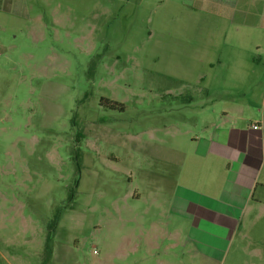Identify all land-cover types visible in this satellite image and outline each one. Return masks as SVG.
Listing matches in <instances>:
<instances>
[{"label": "rangeland", "instance_id": "rangeland-1", "mask_svg": "<svg viewBox=\"0 0 264 264\" xmlns=\"http://www.w3.org/2000/svg\"><path fill=\"white\" fill-rule=\"evenodd\" d=\"M236 12L224 0L0 12V264H45L47 245L49 264H264V188L237 231L210 239L214 259L175 202L180 162L225 105L250 107L245 128L263 111L264 26Z\"/></svg>", "mask_w": 264, "mask_h": 264}, {"label": "crops", "instance_id": "crops-1", "mask_svg": "<svg viewBox=\"0 0 264 264\" xmlns=\"http://www.w3.org/2000/svg\"><path fill=\"white\" fill-rule=\"evenodd\" d=\"M224 4L237 10L234 22L238 18L247 26H264V0H224ZM28 8L29 0H0V12L21 16ZM258 63L264 64L263 58ZM262 107L261 117L245 128L238 120L250 107L237 101L225 105L179 164L177 211L192 228L190 241L203 247L202 253L209 259H214L210 251L215 250L210 239L224 240L237 231L238 212H246L264 188V103ZM129 255L137 257L138 249ZM141 256L147 260L153 253L146 249Z\"/></svg>", "mask_w": 264, "mask_h": 264}, {"label": "trees", "instance_id": "trees-1", "mask_svg": "<svg viewBox=\"0 0 264 264\" xmlns=\"http://www.w3.org/2000/svg\"><path fill=\"white\" fill-rule=\"evenodd\" d=\"M59 219H60V215H58L56 217V219L54 220V223L53 225H51L49 228H50V233H49V241L50 239L52 238L54 232H55V229H56V226L59 222ZM46 251H47V261L45 262V264H49L52 260V257H53V250L52 248H50L48 245H47V248H46Z\"/></svg>", "mask_w": 264, "mask_h": 264}, {"label": "built area", "instance_id": "built-area-1", "mask_svg": "<svg viewBox=\"0 0 264 264\" xmlns=\"http://www.w3.org/2000/svg\"><path fill=\"white\" fill-rule=\"evenodd\" d=\"M254 129H255V130L259 129L258 125H255V126H254Z\"/></svg>", "mask_w": 264, "mask_h": 264}]
</instances>
